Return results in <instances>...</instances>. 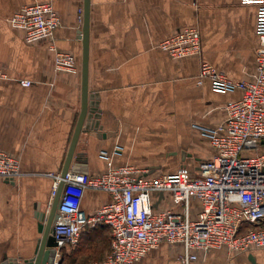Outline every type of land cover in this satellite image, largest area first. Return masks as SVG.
Masks as SVG:
<instances>
[{
  "label": "crops",
  "instance_id": "1",
  "mask_svg": "<svg viewBox=\"0 0 264 264\" xmlns=\"http://www.w3.org/2000/svg\"><path fill=\"white\" fill-rule=\"evenodd\" d=\"M43 2L60 17L55 49L28 43L10 22L24 6ZM84 3L0 0V71L6 75L0 79V149L19 157L21 169L13 182L0 178V264L6 256L22 262L34 255L41 237L37 215L52 201L50 174L61 172L67 157L82 103ZM257 19V6L242 0H90L88 82L98 96L101 129L81 133L71 163L82 168L77 173H104V154L114 166L154 168L152 176L183 166L196 170L213 154L205 129L221 124L224 106L242 97L241 90L217 91L200 78L201 63L235 81L252 78ZM185 27L200 30L202 56L173 59L160 43ZM56 49L74 56V69L56 70ZM25 79L32 85L22 86ZM111 201L108 192L88 189L82 207L94 213ZM183 252L180 244L162 242L134 264H183ZM191 264H264V251L213 248Z\"/></svg>",
  "mask_w": 264,
  "mask_h": 264
},
{
  "label": "built area",
  "instance_id": "2",
  "mask_svg": "<svg viewBox=\"0 0 264 264\" xmlns=\"http://www.w3.org/2000/svg\"><path fill=\"white\" fill-rule=\"evenodd\" d=\"M258 8L260 44L252 78L235 81L207 61L200 78L209 79L221 92L241 90L242 97L224 106V121L206 128L213 154L196 170L183 166L175 172L152 176L133 165L114 166L100 175L69 172L60 200V217L53 225L57 242L54 264L62 250L79 243L81 235L99 224L112 234L110 251L103 260L90 264H134L162 242L180 244L183 264L199 259L213 248L229 253L264 251V152L243 156L245 150L264 145V0H242ZM28 43L47 42L55 49V30L60 17L50 2L24 6L11 20ZM173 59L202 56L201 32L185 27L160 43ZM57 71L74 69L76 60L68 52H55ZM6 75L0 71V79ZM31 86L30 80H21ZM21 174L20 159L0 149V178L15 181ZM54 178L52 199L61 172ZM88 189L105 191L112 201L94 213L82 207ZM163 194V198H161ZM171 204L161 208L160 204Z\"/></svg>",
  "mask_w": 264,
  "mask_h": 264
},
{
  "label": "water",
  "instance_id": "3",
  "mask_svg": "<svg viewBox=\"0 0 264 264\" xmlns=\"http://www.w3.org/2000/svg\"><path fill=\"white\" fill-rule=\"evenodd\" d=\"M83 40V59H82V103L79 112L76 128L69 146L67 157L61 170V180L58 185L56 195L50 205L37 215L38 230L41 234L40 239L32 257L19 262L18 258L6 256L1 264H54L57 256V242L53 235V225L60 217V200L69 172L77 173L82 171L79 166H72V159L75 156L79 137L84 129H101L99 118L101 110L98 108V96L89 89V55H90V0L84 3V22L81 31ZM96 99V100H95ZM154 168H150L152 173ZM163 198V194H161ZM62 258L58 264H61Z\"/></svg>",
  "mask_w": 264,
  "mask_h": 264
},
{
  "label": "rangeland",
  "instance_id": "4",
  "mask_svg": "<svg viewBox=\"0 0 264 264\" xmlns=\"http://www.w3.org/2000/svg\"><path fill=\"white\" fill-rule=\"evenodd\" d=\"M262 152H264V145H261L258 151L245 150L242 155L255 156ZM111 242L112 234L107 225L99 224L92 229H87L81 235L79 243L62 250L64 261L61 264H90L93 259H102L110 251ZM79 251L81 253H78Z\"/></svg>",
  "mask_w": 264,
  "mask_h": 264
},
{
  "label": "trees",
  "instance_id": "5",
  "mask_svg": "<svg viewBox=\"0 0 264 264\" xmlns=\"http://www.w3.org/2000/svg\"><path fill=\"white\" fill-rule=\"evenodd\" d=\"M62 262H63V260H62ZM62 262H61V263H62Z\"/></svg>",
  "mask_w": 264,
  "mask_h": 264
}]
</instances>
